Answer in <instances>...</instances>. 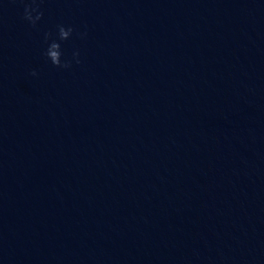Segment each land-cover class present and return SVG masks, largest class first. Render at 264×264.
Returning <instances> with one entry per match:
<instances>
[{"label":"water","instance_id":"95a60500","mask_svg":"<svg viewBox=\"0 0 264 264\" xmlns=\"http://www.w3.org/2000/svg\"><path fill=\"white\" fill-rule=\"evenodd\" d=\"M30 2L0 0V264H264V0Z\"/></svg>","mask_w":264,"mask_h":264},{"label":"clouds","instance_id":"9594fccd","mask_svg":"<svg viewBox=\"0 0 264 264\" xmlns=\"http://www.w3.org/2000/svg\"><path fill=\"white\" fill-rule=\"evenodd\" d=\"M43 0H31L29 4H26L23 11V20L29 25L35 28L39 21L43 18V11L40 8V4ZM74 29L71 26L65 27L64 25H57L55 33H44V43L47 45L43 55L47 61H50L53 67L68 69L72 66V60L79 64V53L74 52L72 60L64 59L61 45L63 42L72 38ZM81 38L86 36V33H80ZM33 76L36 72L31 73Z\"/></svg>","mask_w":264,"mask_h":264}]
</instances>
